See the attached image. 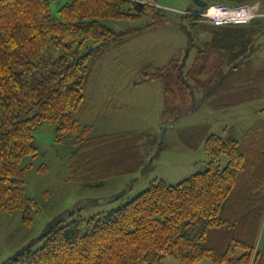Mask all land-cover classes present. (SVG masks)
<instances>
[{
    "label": "trees",
    "instance_id": "trees-1",
    "mask_svg": "<svg viewBox=\"0 0 264 264\" xmlns=\"http://www.w3.org/2000/svg\"><path fill=\"white\" fill-rule=\"evenodd\" d=\"M54 1L0 0V211H20L27 224L37 206L26 195L22 162L37 155L35 132L45 123L55 127L57 142L75 136L66 163L73 180L102 184L121 163L128 164L125 172L145 167L141 145L148 134L90 135L91 126L82 124L85 92L110 48L171 20L155 0H68L53 13ZM205 1L206 7L258 2L264 8V0ZM205 8L178 13L183 52L195 51L191 65L184 70L173 56L162 67H143L132 84L157 81L164 116L170 104L196 92L219 113L264 99V18L214 26L200 21ZM106 20L141 24L115 30ZM202 34L209 39L201 41ZM51 50L61 53L54 58ZM253 114L240 137L236 125L222 128L223 135L210 133L209 124L194 128L209 157L204 172L174 185L156 179L116 209L49 225L36 240L39 248L29 245L4 264H164L168 257L264 264V108Z\"/></svg>",
    "mask_w": 264,
    "mask_h": 264
},
{
    "label": "rangeland",
    "instance_id": "rangeland-1",
    "mask_svg": "<svg viewBox=\"0 0 264 264\" xmlns=\"http://www.w3.org/2000/svg\"><path fill=\"white\" fill-rule=\"evenodd\" d=\"M67 1H54L53 13ZM155 1L167 11L170 22L147 30L144 35L122 46L112 47L105 53L88 82L85 104H89L92 110L82 119V124L91 126L90 135L95 137L148 134L141 145V152L146 155L145 167L125 172L128 164L121 163L120 167L117 165L119 171L113 175L109 173L102 184L99 181L84 183L73 180L66 163L76 146L75 136H66L57 142L53 125L45 123L40 126L35 132L37 155L25 157L22 162L26 167V195L36 203L37 209L31 213V222L28 224L23 221L20 211H0V264L29 245L32 250L39 248L40 243L36 240L49 225L56 222L64 224L78 216L88 218L99 212L116 209L132 200L156 179L174 185L204 172L209 157L199 141L200 132L194 128L202 123L209 124L210 133L223 135L222 128L236 125V135L240 137L252 125L255 119L253 111L264 108L263 99L244 106L240 112L220 114L206 107L202 103L201 93L196 92L194 98L188 97L182 103L170 104L165 117L162 114V89L157 81L132 85L146 65L151 64L148 69L162 67L175 56L179 62H185L186 70L195 56L194 49L183 52L186 36L178 25V13L187 9L195 10L194 0ZM105 23L115 30L141 24L123 20H106ZM208 39V34L200 36L201 41ZM60 53L58 50L50 51L54 58ZM259 57L264 61V46ZM104 101L106 106L102 108ZM178 115L180 118L176 120ZM195 145L196 148L192 149ZM218 166L220 169L227 166L225 155L219 157ZM261 189L264 192V185ZM263 241L264 217L260 246ZM240 253L241 250H238L237 254Z\"/></svg>",
    "mask_w": 264,
    "mask_h": 264
},
{
    "label": "built area",
    "instance_id": "built-area-1",
    "mask_svg": "<svg viewBox=\"0 0 264 264\" xmlns=\"http://www.w3.org/2000/svg\"><path fill=\"white\" fill-rule=\"evenodd\" d=\"M200 21L214 26L247 25L252 20L264 18V10L259 3L228 7L225 5H212L198 14Z\"/></svg>",
    "mask_w": 264,
    "mask_h": 264
},
{
    "label": "crops",
    "instance_id": "crops-1",
    "mask_svg": "<svg viewBox=\"0 0 264 264\" xmlns=\"http://www.w3.org/2000/svg\"><path fill=\"white\" fill-rule=\"evenodd\" d=\"M158 28V27H157ZM150 30V29H149ZM146 32V31H145ZM145 32H144V34H145ZM143 34V33H142ZM141 34V35H142ZM143 34V35H144ZM147 34V33H146ZM140 36V35H139ZM138 37V36H137ZM137 37H135V38H137ZM106 106V101H104L103 103H102V108H104ZM114 106V105H113ZM89 107V104H87V108ZM124 107H126V105H124ZM244 106H242V107H237V108H233V109H231V110H228V111H226L227 113H230V111H233L234 113H236V112H240V110H241V108H243ZM91 110H92V108L91 107H89L86 111H85V113H84V117L82 118V119H84L85 118V116L87 115V114H89L90 112H91ZM220 114H223V112L222 113H220ZM85 124V123H84ZM86 125H89V124H86ZM164 264H185V263H182V262H180V261H178V260H175V259H169V257L168 258H166V260H165V262H164ZM196 264H214V263H212L211 261H209V260H206V259H204V260H202V261H200V262H198V263H196Z\"/></svg>",
    "mask_w": 264,
    "mask_h": 264
},
{
    "label": "water",
    "instance_id": "water-1",
    "mask_svg": "<svg viewBox=\"0 0 264 264\" xmlns=\"http://www.w3.org/2000/svg\"><path fill=\"white\" fill-rule=\"evenodd\" d=\"M194 5L199 8H205L207 6V2L205 0H194Z\"/></svg>",
    "mask_w": 264,
    "mask_h": 264
},
{
    "label": "bare ground",
    "instance_id": "bare-ground-1",
    "mask_svg": "<svg viewBox=\"0 0 264 264\" xmlns=\"http://www.w3.org/2000/svg\"><path fill=\"white\" fill-rule=\"evenodd\" d=\"M207 8V7H206Z\"/></svg>",
    "mask_w": 264,
    "mask_h": 264
}]
</instances>
